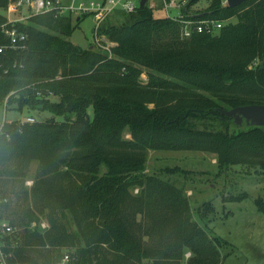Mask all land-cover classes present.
I'll return each instance as SVG.
<instances>
[{
	"label": "trees",
	"instance_id": "16d2710c",
	"mask_svg": "<svg viewBox=\"0 0 264 264\" xmlns=\"http://www.w3.org/2000/svg\"><path fill=\"white\" fill-rule=\"evenodd\" d=\"M12 1L0 0V10ZM198 1L184 14L224 22L216 34L183 38L179 21L147 4L118 10L99 29L116 44L111 58L69 39L89 15L49 12L15 24L26 46L0 56V106L35 118L0 132V220L19 228L15 261L60 264L68 253L69 264H182L190 251L187 264H223L229 242L193 220L181 187L146 172L149 151H200L216 155L219 171L264 173V127L233 130L219 111L264 104V69L250 68L262 60L264 0H211L194 12ZM8 20L0 12V27ZM256 204L264 212L263 198ZM215 211L206 202L200 218Z\"/></svg>",
	"mask_w": 264,
	"mask_h": 264
},
{
	"label": "rangeland",
	"instance_id": "374dc122",
	"mask_svg": "<svg viewBox=\"0 0 264 264\" xmlns=\"http://www.w3.org/2000/svg\"><path fill=\"white\" fill-rule=\"evenodd\" d=\"M152 1L156 2L150 0V2ZM167 1H175L178 5L184 0ZM210 1L199 0L191 9L194 12L204 11ZM224 4H226V0H224ZM170 11L171 15L179 13L177 8L170 9ZM0 12L6 14L8 19L13 20L25 15L27 10L22 9L14 12L1 9ZM154 13L157 17H167L164 8L155 9ZM75 15L73 16L75 17ZM120 18L114 16L112 20L114 23L117 22L115 24H119ZM229 22H237V19L233 18ZM93 27L94 20L88 16L69 39L75 44L87 47L93 40ZM262 61L263 59L255 57L250 68H257L262 65ZM141 79L147 80L145 70ZM3 116H7L8 119H23L28 116V113L5 112L0 106V118ZM43 116L50 115L45 113ZM238 127L246 129L247 125L232 126V129L235 130ZM124 137L131 138L128 130L125 131ZM36 167L35 164L31 167L27 180L32 184ZM175 167H179L187 173L168 174L164 172L165 168ZM146 172L158 174L165 180L174 182L181 187L191 201L193 220L206 229L212 238L218 236L229 242L228 246L221 249V253L225 257L223 264H264V212L259 211L256 204L258 198L261 197L264 200V173L255 174L254 169L243 165H234L219 171L216 155L200 151H149ZM137 192L138 190H135V193ZM244 192H247L249 197L243 201L227 202L225 200L230 196H238ZM206 202H211L216 211L209 214L208 220H202L199 208ZM42 223H46L45 217L42 218ZM190 255L191 252L186 251L182 264H187Z\"/></svg>",
	"mask_w": 264,
	"mask_h": 264
},
{
	"label": "built area",
	"instance_id": "2783aa9c",
	"mask_svg": "<svg viewBox=\"0 0 264 264\" xmlns=\"http://www.w3.org/2000/svg\"><path fill=\"white\" fill-rule=\"evenodd\" d=\"M156 2L146 0V4L151 9H163L166 11L167 17L177 20L182 25L181 35L183 38H190L194 33H209L216 34L223 27L224 22L213 19H193L188 15H185L183 8L187 5L186 0L182 1L178 5L175 1L168 2L167 0H155ZM141 0H16L10 2L8 6L9 11L17 12L22 9L28 11L27 16H20L17 19H9V23L12 24L9 27L4 24L0 27V56L6 54L10 50L23 49L26 46V34L21 33L16 28L15 24L23 22L33 15H39L49 12H56L57 15L63 16L67 14L89 15L94 20L93 27V46L101 49L110 54L112 57L111 49L116 44L109 41L106 36L99 34V29L102 23L108 16L112 15L115 11L123 10L126 12H133L140 7ZM145 4V5H146ZM177 8L179 13L177 15H171L170 9ZM7 72V70H5ZM6 103H4L3 109L5 110ZM6 112V110H5ZM13 120H19L21 123L29 122L34 123L35 118L33 116H26L23 119H8L7 116L0 118V132L5 123H10ZM28 186H31L30 181L26 182ZM47 222L42 223L41 227L45 229ZM36 224H32L35 227ZM19 234V228L13 226L8 220H0V264H22L19 261L14 260V249L18 245L16 236ZM72 260L70 254L65 253L61 259L60 264H69Z\"/></svg>",
	"mask_w": 264,
	"mask_h": 264
},
{
	"label": "water",
	"instance_id": "95a60500",
	"mask_svg": "<svg viewBox=\"0 0 264 264\" xmlns=\"http://www.w3.org/2000/svg\"><path fill=\"white\" fill-rule=\"evenodd\" d=\"M247 0H226V6H236ZM146 0H141L140 7H144ZM262 69H264V40L262 47ZM224 117L232 119L234 124L242 126L243 124L253 127H264V104H252L238 106L229 110H219Z\"/></svg>",
	"mask_w": 264,
	"mask_h": 264
},
{
	"label": "crops",
	"instance_id": "0c3cea01",
	"mask_svg": "<svg viewBox=\"0 0 264 264\" xmlns=\"http://www.w3.org/2000/svg\"><path fill=\"white\" fill-rule=\"evenodd\" d=\"M65 1V0H64ZM66 1H68V0H66ZM27 14H28V11H27V13L25 14V15H23L24 17L25 16H27ZM20 17V16H19ZM75 17H78V20H79V16H75ZM82 23V22H81ZM81 25V24H80Z\"/></svg>",
	"mask_w": 264,
	"mask_h": 264
}]
</instances>
